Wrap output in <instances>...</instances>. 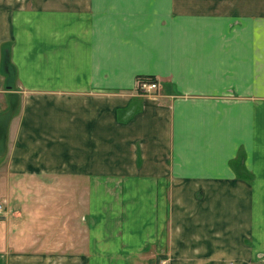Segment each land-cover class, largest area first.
Listing matches in <instances>:
<instances>
[{
  "label": "crops",
  "instance_id": "crops-1",
  "mask_svg": "<svg viewBox=\"0 0 264 264\" xmlns=\"http://www.w3.org/2000/svg\"><path fill=\"white\" fill-rule=\"evenodd\" d=\"M9 4L0 264H264V0Z\"/></svg>",
  "mask_w": 264,
  "mask_h": 264
},
{
  "label": "rangeland",
  "instance_id": "rangeland-1",
  "mask_svg": "<svg viewBox=\"0 0 264 264\" xmlns=\"http://www.w3.org/2000/svg\"><path fill=\"white\" fill-rule=\"evenodd\" d=\"M9 2L10 4V6L9 7H11V8H18V7H21V6H24V5H26V4H28V2H30V0H0V2L1 3H3V5H4V3L5 2ZM6 182L4 181V178H3V181L1 180L0 181V202H3L4 203V206H5V214H4V216H2L3 217V219H0V220H4V219H6V217H7V215L8 214H11V212H13V209H12V211H10V206H9V202L12 200L11 198L9 199V198H7V191H6V189H5V186H6V184H5ZM23 191H21V190H17V191H14L13 192V194H14V198L13 199H15V198H19V197H21L23 194ZM9 210V211H8ZM9 212V213H8ZM1 217V218H2ZM21 240V239H20ZM54 240V239H53ZM44 241H45V239H38V238H32L31 239V243L32 244H39V246L38 247H40V245H43L42 243H44ZM248 243V245H249V242H247ZM158 258V257H157ZM159 260L160 259H155L154 261H151L150 262V264H158V262H159Z\"/></svg>",
  "mask_w": 264,
  "mask_h": 264
},
{
  "label": "built area",
  "instance_id": "built-area-1",
  "mask_svg": "<svg viewBox=\"0 0 264 264\" xmlns=\"http://www.w3.org/2000/svg\"><path fill=\"white\" fill-rule=\"evenodd\" d=\"M135 90L141 93H148L156 89V83L153 77L137 76L134 80ZM5 214V206L0 202V218ZM158 264H168L167 259H160Z\"/></svg>",
  "mask_w": 264,
  "mask_h": 264
}]
</instances>
